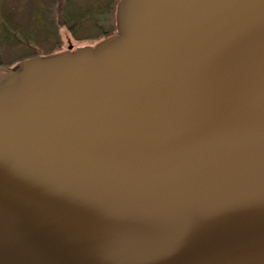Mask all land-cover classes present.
I'll return each mask as SVG.
<instances>
[{"label":"water","instance_id":"obj_1","mask_svg":"<svg viewBox=\"0 0 264 264\" xmlns=\"http://www.w3.org/2000/svg\"><path fill=\"white\" fill-rule=\"evenodd\" d=\"M116 31L0 69V264H264V0Z\"/></svg>","mask_w":264,"mask_h":264},{"label":"rangeland","instance_id":"obj_2","mask_svg":"<svg viewBox=\"0 0 264 264\" xmlns=\"http://www.w3.org/2000/svg\"><path fill=\"white\" fill-rule=\"evenodd\" d=\"M120 1L0 0V69L16 68L33 57L95 46L115 35ZM113 4L114 15L111 13ZM105 32L112 34L100 38ZM18 39L27 41L44 54L34 55V48L21 44ZM7 75L8 72H1L0 79Z\"/></svg>","mask_w":264,"mask_h":264},{"label":"trees","instance_id":"obj_3","mask_svg":"<svg viewBox=\"0 0 264 264\" xmlns=\"http://www.w3.org/2000/svg\"><path fill=\"white\" fill-rule=\"evenodd\" d=\"M58 12L59 13H61L62 12V6L59 8L58 7ZM114 12H115V4H113V6H112V15H114ZM116 28V27H115ZM115 31V30H114ZM112 33H106L105 32V34L104 35H101L100 36V38H103V37H108V36H110ZM13 38H18V37H13ZM19 41H20V43L22 44V43H24V44H26L28 47H30V48H34L31 44H29L27 41H23V40H21V39H18ZM34 50H35V52H34V55H43L44 53L41 51H39L40 49H35L34 48ZM46 54H48V53H46Z\"/></svg>","mask_w":264,"mask_h":264}]
</instances>
